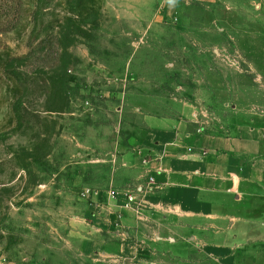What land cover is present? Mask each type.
I'll list each match as a JSON object with an SVG mask.
<instances>
[{"label": "rangeland", "instance_id": "374dc122", "mask_svg": "<svg viewBox=\"0 0 264 264\" xmlns=\"http://www.w3.org/2000/svg\"><path fill=\"white\" fill-rule=\"evenodd\" d=\"M161 117L264 130V0H0V264H108Z\"/></svg>", "mask_w": 264, "mask_h": 264}, {"label": "crops", "instance_id": "0c3cea01", "mask_svg": "<svg viewBox=\"0 0 264 264\" xmlns=\"http://www.w3.org/2000/svg\"><path fill=\"white\" fill-rule=\"evenodd\" d=\"M147 125L132 158L139 205L122 208L128 240L98 241L97 254L108 264H189V253L192 264H264V130L213 134L171 117ZM138 225L151 228L148 237Z\"/></svg>", "mask_w": 264, "mask_h": 264}, {"label": "built area", "instance_id": "2783aa9c", "mask_svg": "<svg viewBox=\"0 0 264 264\" xmlns=\"http://www.w3.org/2000/svg\"><path fill=\"white\" fill-rule=\"evenodd\" d=\"M138 205L139 204L137 202V199L133 193L128 192L123 194V203H122L123 209L135 210Z\"/></svg>", "mask_w": 264, "mask_h": 264}, {"label": "clouds", "instance_id": "9594fccd", "mask_svg": "<svg viewBox=\"0 0 264 264\" xmlns=\"http://www.w3.org/2000/svg\"><path fill=\"white\" fill-rule=\"evenodd\" d=\"M176 0H169V3L174 4Z\"/></svg>", "mask_w": 264, "mask_h": 264}]
</instances>
